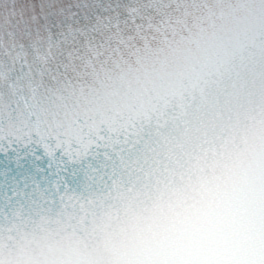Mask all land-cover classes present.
<instances>
[{
  "label": "clouds",
  "instance_id": "9594fccd",
  "mask_svg": "<svg viewBox=\"0 0 264 264\" xmlns=\"http://www.w3.org/2000/svg\"><path fill=\"white\" fill-rule=\"evenodd\" d=\"M257 26L264 29V0H229L202 34L155 53L126 85L187 87L216 65H230L221 102L247 117L217 163L177 190L105 202L87 235L52 229L0 249V264H264V100L253 95L257 82L264 84V62L240 55L251 54ZM0 153L16 162V174L0 181V196L9 199L21 184L38 188L42 163L55 167L60 159L38 130L0 129Z\"/></svg>",
  "mask_w": 264,
  "mask_h": 264
}]
</instances>
